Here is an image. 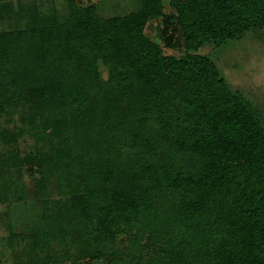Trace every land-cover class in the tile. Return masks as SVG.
I'll use <instances>...</instances> for the list:
<instances>
[{"label": "trees", "instance_id": "obj_1", "mask_svg": "<svg viewBox=\"0 0 264 264\" xmlns=\"http://www.w3.org/2000/svg\"><path fill=\"white\" fill-rule=\"evenodd\" d=\"M67 4V20L0 31V65L14 75L0 88L68 96L84 116L85 172L66 184L83 255L96 258L125 226L132 248L144 238L154 250L153 264H264V114L197 52L264 31V0H169L184 59L144 34L162 0L108 18ZM106 155L115 172H100Z\"/></svg>", "mask_w": 264, "mask_h": 264}, {"label": "rangeland", "instance_id": "obj_2", "mask_svg": "<svg viewBox=\"0 0 264 264\" xmlns=\"http://www.w3.org/2000/svg\"><path fill=\"white\" fill-rule=\"evenodd\" d=\"M75 2L92 5L104 18L124 15L138 5V0ZM162 3L163 15L149 18L144 34L162 47L163 54L184 59L181 31L172 18L175 10L169 0ZM69 12L67 0H0V31L21 30L34 21L47 26L55 19L67 20ZM167 20L170 43L163 36ZM197 52L211 58L229 86L264 114V31L219 45L207 43ZM10 69L8 62L0 65V81L2 75L14 77ZM99 72L106 77L101 64ZM10 89L14 88H0V98L7 101L0 112V264H153L154 250H145L144 238L135 239L139 245L132 248L133 237L125 226L115 228L114 240L105 243L96 258L83 255L81 238L66 213V184L68 178L85 172L84 116L68 96L61 98L49 91L44 97ZM91 151L92 157L100 158L97 149ZM100 153L104 155L103 150ZM101 158L100 172H115L110 156ZM82 187L94 198L89 181ZM37 233L42 235L40 241ZM112 252L117 258L110 256Z\"/></svg>", "mask_w": 264, "mask_h": 264}]
</instances>
